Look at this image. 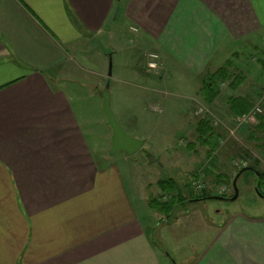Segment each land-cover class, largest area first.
I'll use <instances>...</instances> for the list:
<instances>
[{"label":"crops","instance_id":"1","mask_svg":"<svg viewBox=\"0 0 264 264\" xmlns=\"http://www.w3.org/2000/svg\"><path fill=\"white\" fill-rule=\"evenodd\" d=\"M115 3L0 0V264H167L151 240L148 197L109 158L110 132L96 142L77 97L58 86L88 45L126 25L144 65L150 52L161 57L148 85L182 75L184 92L195 86L198 106L222 119L251 107L246 94L207 105L200 92L206 74L228 63L224 54L264 33V0H120L106 32ZM129 67L132 86L142 75ZM201 233L182 264H264V213L207 221Z\"/></svg>","mask_w":264,"mask_h":264},{"label":"rangeland","instance_id":"2","mask_svg":"<svg viewBox=\"0 0 264 264\" xmlns=\"http://www.w3.org/2000/svg\"><path fill=\"white\" fill-rule=\"evenodd\" d=\"M124 26L122 35L112 39L108 34L88 45L85 56L74 59L71 75L62 77L58 86L77 97L76 109L90 128L85 130L94 135L92 138L96 142H101L102 133L111 134V130L101 108L100 91L104 82L97 85V76L102 72L108 77L110 107L118 124L128 135L143 141L140 150L132 155L122 152L108 154L111 162L123 169L135 195L148 197L155 203L170 202L178 192L187 198L186 201L189 194L196 197L203 192L227 198L233 193L231 186L240 169L238 163L244 162L247 167L255 162L256 170L264 173V149L260 146L264 145V133L255 130L264 129L259 125V119L264 118V33L250 40L257 43V49L249 41L223 55L224 62H228L225 67L229 79L217 81V101L246 94L252 104L244 113L252 108L261 111L253 123L239 124L237 116L244 113L232 119H222L213 116L202 105L198 106L196 87L184 92L180 86L184 80L182 75H169V79L163 82L159 79L155 85L145 83V76L152 75L156 79L162 71L155 75L147 70L143 51L129 42ZM105 54L110 56L107 58ZM132 65L137 66L142 77L139 76L130 86L125 75ZM239 77L243 78L244 84L236 89L229 87L231 81ZM154 106L160 107L161 111L157 112V108L153 111ZM201 120L208 122L216 135L208 151L196 141L195 128ZM256 140L259 141L257 145ZM168 179L176 188L163 192L159 183H166ZM254 181L250 172H244L236 182L238 197L232 202L215 199L182 202L169 213L158 210L160 205L153 203L157 208L150 207L154 217L149 232L166 263L182 264L194 254L199 237L202 239L203 236V223L221 220L234 213H264V199L255 193Z\"/></svg>","mask_w":264,"mask_h":264},{"label":"trees","instance_id":"3","mask_svg":"<svg viewBox=\"0 0 264 264\" xmlns=\"http://www.w3.org/2000/svg\"><path fill=\"white\" fill-rule=\"evenodd\" d=\"M227 79H229L227 66L226 67L224 66L221 69H218L214 73H207L203 79V85L201 87V92H200V96H201V99L203 100V102H205L207 105L211 104L215 100V98L218 96V93H219V90L216 87L217 81H222V80H227ZM259 120H260L259 125L263 126V128H264V118L259 119ZM198 124H199V127L201 126V128L204 129V131L200 132L201 129L196 130V135H197L196 141H197V143H199L201 145V147H208L209 148L210 144H212V142H213L212 141L213 138L216 135H214L213 132L211 131V128H210L208 122L201 120L198 122ZM255 130H257L260 133H264V129H255ZM255 165H256L255 162H253L252 165H248L247 167L240 168L237 171V173L240 170L245 169V168H249V169L254 170L255 173H252V172H250V173L252 174V176L255 180L254 184H256V183L258 184L257 189H258V192L260 193L259 189L264 182V173L256 170ZM237 173H236V175H237ZM239 177H238V179H239ZM159 185H160L161 190L163 192H171V191H174L176 188L174 185V182L171 179H168V181L166 183L160 182ZM232 195H233V193H232ZM232 195H230L227 198H230ZM212 197H217V196L211 195L208 192H205V193L203 192L202 195L200 194L199 196H196V197L192 194H189L188 195L189 200L186 201L187 198H183L180 195V193L178 192L175 195V198L170 199L171 200L170 202L165 201L163 203H155V201L149 200L148 204H149V207H151L152 209L157 208L153 205V203H155V205L159 204L160 206H159V208H157L158 210H162V211L164 210V211L169 213V212H171L172 209H174L175 207L180 205L182 202H191V201H197L198 202V201L211 199ZM218 197H223V196H218ZM152 205H153V207H152Z\"/></svg>","mask_w":264,"mask_h":264},{"label":"water","instance_id":"4","mask_svg":"<svg viewBox=\"0 0 264 264\" xmlns=\"http://www.w3.org/2000/svg\"><path fill=\"white\" fill-rule=\"evenodd\" d=\"M120 0H116V3L113 5L111 12L106 20V23L104 25V31L108 32L110 23L112 21V17L114 15L117 2ZM110 75V72L108 73V76ZM100 97L102 100L101 108L102 112L106 117V125L111 130V137H110V147L108 150L109 155H113L117 152H122L126 155H132L133 153H136L140 150L142 147L143 141L137 138H134L130 135H128L122 127L118 124L115 115L110 107V95H109V81L106 80L103 90L100 93ZM244 172H252L255 173L254 170L245 168L240 170L237 175H235L233 181H232V190L233 195L230 198H224V197H212L211 199L215 200H221V201H235L238 197V189L236 187L237 179L240 175H242ZM257 183L254 186L255 193L261 198L264 199V195L260 194L257 189Z\"/></svg>","mask_w":264,"mask_h":264},{"label":"built area","instance_id":"5","mask_svg":"<svg viewBox=\"0 0 264 264\" xmlns=\"http://www.w3.org/2000/svg\"><path fill=\"white\" fill-rule=\"evenodd\" d=\"M134 31L135 30L133 29V32ZM145 66H146L148 71L152 72V74H155V75L159 74V72H161L163 69L160 55L156 52L148 53L146 56ZM260 112L261 111L259 108H252L251 110H249V112L244 113L240 116H237V119H236L237 123H239V124L248 123V122L253 123L256 120V116L258 114H260ZM237 166H239V168H244V167H246V164L244 162H240L237 164ZM259 190H260V193L262 195H264V182H263V185L260 187Z\"/></svg>","mask_w":264,"mask_h":264},{"label":"flooded vegetation","instance_id":"6","mask_svg":"<svg viewBox=\"0 0 264 264\" xmlns=\"http://www.w3.org/2000/svg\"><path fill=\"white\" fill-rule=\"evenodd\" d=\"M232 187V186H231Z\"/></svg>","mask_w":264,"mask_h":264}]
</instances>
